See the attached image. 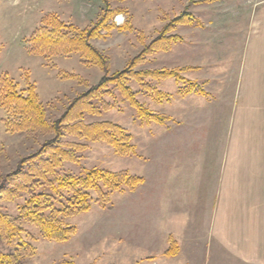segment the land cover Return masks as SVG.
Wrapping results in <instances>:
<instances>
[{
  "label": "rangeland",
  "instance_id": "rangeland-1",
  "mask_svg": "<svg viewBox=\"0 0 264 264\" xmlns=\"http://www.w3.org/2000/svg\"><path fill=\"white\" fill-rule=\"evenodd\" d=\"M262 6L264 0H0V77L21 92L33 86L50 124L105 74L124 69L169 21L181 14L189 18L166 33L173 36L166 50L145 55L133 68L175 71L178 77H144L167 97L153 99L139 82L127 81L137 100L162 122L139 117L112 83L93 99L100 113L84 114L87 123L120 125L131 137V153L116 154L104 142L62 138L86 147L76 152V162H62L58 174L102 168L140 176L143 183L132 190L121 186L103 204L90 191V209L64 218L75 232L63 242L44 239L37 227L25 224L21 238L35 251L23 264H219L209 222L218 199L219 168L235 161L236 102L243 110L239 116L250 103V90H238L236 68ZM46 17L71 34L104 18L89 43L106 57L107 72L86 63L77 51L31 53L30 37ZM10 119L0 107V178L54 136L40 129L8 131ZM26 197L21 192L2 201L3 210L16 215ZM16 243H0V251ZM174 245L176 254L166 255Z\"/></svg>",
  "mask_w": 264,
  "mask_h": 264
},
{
  "label": "trees",
  "instance_id": "trees-1",
  "mask_svg": "<svg viewBox=\"0 0 264 264\" xmlns=\"http://www.w3.org/2000/svg\"><path fill=\"white\" fill-rule=\"evenodd\" d=\"M103 20L104 18L88 30L71 34L62 30L64 25L61 22L46 17L43 24L32 33L29 50L34 54H47L60 49L77 51L86 59V63L98 65L107 72L106 57L89 43L91 37L99 35ZM188 21L186 14L169 21L124 69L105 74L96 86L77 95L70 101L60 118L51 124L44 119V107L38 102L33 86L21 92L7 77H0V107L11 113V119L4 120L6 129L11 132L40 129L54 134L51 139L42 142L35 152L22 157L13 171L0 178V243L11 245L14 239L17 241L8 251H0V264H23L26 258L34 254V247L21 238L25 224L37 227L44 239L63 242L75 232V227L67 224L64 218L90 209V191L95 193L96 202L103 204L108 200L109 194L119 190L121 186L132 190L143 183L144 180L140 176L102 168H89L79 175L58 174L56 169L62 162H76V152L86 147L81 142L65 141L62 138L71 135L84 141L104 142L110 145L116 154L131 153L134 149L130 144L131 137L120 125L105 120L87 123L83 120L84 114L100 113L93 99H99L107 84L112 83L139 117L162 122V116L149 111L137 100L127 81L132 78L139 82L142 89L153 99L167 97V94L164 95L149 86L144 77H178L175 71H139L133 68L143 61L145 55L166 50L173 37L166 33L172 31L174 24ZM21 192L27 197L19 207L18 213L11 215L3 210L1 202L12 200ZM176 252L174 245L165 254L172 256ZM61 264L74 263L62 261Z\"/></svg>",
  "mask_w": 264,
  "mask_h": 264
},
{
  "label": "crops",
  "instance_id": "crops-1",
  "mask_svg": "<svg viewBox=\"0 0 264 264\" xmlns=\"http://www.w3.org/2000/svg\"><path fill=\"white\" fill-rule=\"evenodd\" d=\"M253 19L236 68L238 90H250V103L240 117L236 102L235 161L219 168L208 229L219 264H264V6Z\"/></svg>",
  "mask_w": 264,
  "mask_h": 264
}]
</instances>
